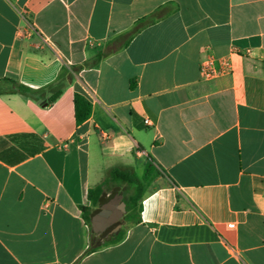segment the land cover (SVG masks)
Segmentation results:
<instances>
[{
	"label": "crops",
	"instance_id": "0c3cea01",
	"mask_svg": "<svg viewBox=\"0 0 264 264\" xmlns=\"http://www.w3.org/2000/svg\"><path fill=\"white\" fill-rule=\"evenodd\" d=\"M0 88V264H73L87 189L147 162L141 221L78 264H264V0H0Z\"/></svg>",
	"mask_w": 264,
	"mask_h": 264
},
{
	"label": "trees",
	"instance_id": "16d2710c",
	"mask_svg": "<svg viewBox=\"0 0 264 264\" xmlns=\"http://www.w3.org/2000/svg\"><path fill=\"white\" fill-rule=\"evenodd\" d=\"M136 25L135 29L140 28L143 25V20H139ZM100 56L99 54L97 58ZM8 83V91L19 92L23 95L33 97V91L25 85L12 80H8ZM3 92L5 91L0 88V94ZM59 93L60 91H56L52 94L49 98V102L53 101ZM73 108L75 123L80 125L89 117L91 104L83 95L75 92L73 95ZM151 170L152 166L150 162H147L142 177L128 168L112 167L107 171L100 183L87 189L86 198L89 201V205H81L79 208L83 220L90 229V244L73 264H78L83 256L91 252L121 242L125 237L127 228L141 221L140 214L142 211V198L144 194L142 178L148 176ZM116 187L122 192V199L125 203V212L121 218V227L111 234L107 233L106 230L103 232L96 231V225L100 221L102 215V197L106 193L105 191L109 190L111 192ZM95 240H97L96 243Z\"/></svg>",
	"mask_w": 264,
	"mask_h": 264
},
{
	"label": "water",
	"instance_id": "95a60500",
	"mask_svg": "<svg viewBox=\"0 0 264 264\" xmlns=\"http://www.w3.org/2000/svg\"><path fill=\"white\" fill-rule=\"evenodd\" d=\"M102 215L97 223L96 231H107L111 234L121 227V218L125 212V203L122 199V192L118 187L114 188L110 193L104 194L102 197Z\"/></svg>",
	"mask_w": 264,
	"mask_h": 264
},
{
	"label": "built area",
	"instance_id": "2783aa9c",
	"mask_svg": "<svg viewBox=\"0 0 264 264\" xmlns=\"http://www.w3.org/2000/svg\"><path fill=\"white\" fill-rule=\"evenodd\" d=\"M236 53L237 51L235 49H232L228 54L223 56H216L214 54L207 55L199 64V71L201 76L203 78H211L231 71L230 56ZM249 53L250 50L246 49L243 54ZM144 122L147 123L148 119H145ZM43 144L44 146H47L48 142L44 141Z\"/></svg>",
	"mask_w": 264,
	"mask_h": 264
},
{
	"label": "rangeland",
	"instance_id": "374dc122",
	"mask_svg": "<svg viewBox=\"0 0 264 264\" xmlns=\"http://www.w3.org/2000/svg\"><path fill=\"white\" fill-rule=\"evenodd\" d=\"M137 174H140V173H137ZM111 190V189H110ZM106 192V194H108V193H110V191L108 190V191H105ZM89 233H90V229H89ZM96 241L97 240H95V243H96Z\"/></svg>",
	"mask_w": 264,
	"mask_h": 264
}]
</instances>
